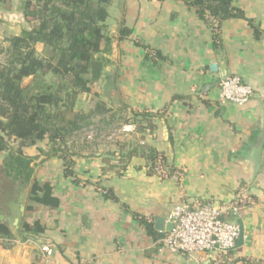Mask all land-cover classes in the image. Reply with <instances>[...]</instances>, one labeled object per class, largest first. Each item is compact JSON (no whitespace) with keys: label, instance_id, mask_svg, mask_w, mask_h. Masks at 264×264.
Wrapping results in <instances>:
<instances>
[{"label":"crops","instance_id":"crops-1","mask_svg":"<svg viewBox=\"0 0 264 264\" xmlns=\"http://www.w3.org/2000/svg\"><path fill=\"white\" fill-rule=\"evenodd\" d=\"M233 4L244 17L218 23L210 15L201 19L179 0L125 1L113 35L121 24L131 34L113 43L112 76L103 78L106 100L114 108L126 106L129 117L134 111L160 116L153 129L143 123L140 131L130 121L118 139L78 151L73 178L64 175L62 160L45 144L25 149L34 158L35 177L52 186L60 203L51 209L31 202L34 208L27 212L28 187L23 203L14 205L18 214L10 227L18 236L24 219L40 220L46 231L0 246V264H264V147L253 182L250 159L264 115V0ZM106 70L110 74L109 65ZM232 74L254 89L243 106L219 98L220 79ZM89 96L94 97L80 94L76 108L89 103ZM136 144L162 152L166 174L150 173L140 155L128 157ZM207 200L238 205L243 244L227 254L161 251L157 218H167L181 202ZM228 219L236 221L235 213Z\"/></svg>","mask_w":264,"mask_h":264},{"label":"trees","instance_id":"trees-1","mask_svg":"<svg viewBox=\"0 0 264 264\" xmlns=\"http://www.w3.org/2000/svg\"><path fill=\"white\" fill-rule=\"evenodd\" d=\"M5 1L0 0V5ZM112 1L24 0L23 15L32 26L9 36L7 46L1 49L4 55L0 57V153L5 155L0 179L10 182L6 185L7 199L15 198V203L20 202L17 196L21 191L30 188L27 212L33 210V202L57 209L60 201L49 183H40L35 177L34 158L27 155L25 149L45 144L51 155L62 160L64 175L73 178L76 175L74 156L80 150L89 151L98 142H104L100 139L103 130H119L131 120L140 131L144 129L143 123L153 129V119L160 116L134 111L131 118L126 106L114 108L98 92L94 93L96 103L88 111L76 108L80 94L91 93L93 84L110 76L106 68L112 63L109 54L114 41H122L131 34L123 24L118 36L110 33L107 20ZM179 1L194 8L204 20L207 15L218 23L244 17L243 11L234 6V0ZM38 44L43 45L41 54L37 51ZM27 79L30 80L26 82ZM91 124L96 128L93 138L80 137ZM116 144L121 149L127 145L120 141ZM135 155L147 160L150 173L155 172L158 159L169 166L162 152L146 144L134 145L127 156ZM1 215L6 217L0 207L2 247H7V242L17 237L27 241L46 231L40 220L30 223L24 219L16 236ZM141 222L149 232L155 233L152 224L143 219Z\"/></svg>","mask_w":264,"mask_h":264},{"label":"built area","instance_id":"built-area-1","mask_svg":"<svg viewBox=\"0 0 264 264\" xmlns=\"http://www.w3.org/2000/svg\"><path fill=\"white\" fill-rule=\"evenodd\" d=\"M253 95V87L239 75H227L219 81V98L224 103L243 106ZM93 136V133L87 134L88 139ZM154 170L159 174H166L162 159H158ZM237 211L236 203L219 204L214 200L176 204L167 217L172 222V230L162 232L160 250L187 254L198 251L227 254L236 247L240 236L239 224L228 219Z\"/></svg>","mask_w":264,"mask_h":264},{"label":"rangeland","instance_id":"rangeland-1","mask_svg":"<svg viewBox=\"0 0 264 264\" xmlns=\"http://www.w3.org/2000/svg\"><path fill=\"white\" fill-rule=\"evenodd\" d=\"M126 0H113L112 3L109 5V12L110 16L107 20L108 28L111 34L117 33L119 23L121 21L122 15H123V6ZM23 3L24 0H6L5 3L0 5V57H3L4 53L1 51L2 47L7 46V38L12 35H18L22 32L23 29L30 28L32 26L31 23H29L23 15ZM37 51L39 54L43 51V45L38 44L37 45ZM112 65H109L110 70V78L112 76ZM48 79L51 80V76H48ZM30 79H27L26 82H28ZM101 84V86H100ZM99 93L101 98L106 100L109 96V91L106 92L105 89V81L102 79V81H99L96 84H93V89L91 91V94L94 95V93ZM90 97L89 103L86 101V104H79V107H85L88 111L95 103L96 99L92 96ZM89 99V98H88ZM116 102V101H115ZM114 102V104H115ZM77 108V109H80ZM81 110V109H80ZM132 118V117H131ZM132 121V120H131ZM94 125L91 124V126L87 129H85L80 137L86 136L89 133L95 134L96 128L93 127ZM120 131L118 130H103L100 139L106 142H112L116 139H118ZM71 141V139H69ZM0 179V207L5 212L6 217H3V219H6L7 222L11 225L13 216L18 214V206H14L15 198H9L7 199V183L10 184V182H5L4 180ZM11 181V180H10ZM2 183V184H1ZM28 188L21 191L20 196H17V193L15 196L19 197L18 199L22 202V199L25 197L26 190ZM16 197V198H17ZM20 202V203H21ZM23 203V202H22ZM16 214H13V213Z\"/></svg>","mask_w":264,"mask_h":264},{"label":"water","instance_id":"water-1","mask_svg":"<svg viewBox=\"0 0 264 264\" xmlns=\"http://www.w3.org/2000/svg\"><path fill=\"white\" fill-rule=\"evenodd\" d=\"M214 68V66H212ZM263 147H264V115L262 119V132L260 134V142L252 148L251 151V181L253 182L258 176L261 163H262V155H263ZM22 213L25 212V207L22 205L21 207ZM3 215H1V219H3ZM236 222L240 226V236L237 242V246H241L244 242V223L242 219L235 213ZM18 221V220H17ZM172 222L168 221L166 217H158L155 223V229L158 231H171L172 230Z\"/></svg>","mask_w":264,"mask_h":264}]
</instances>
